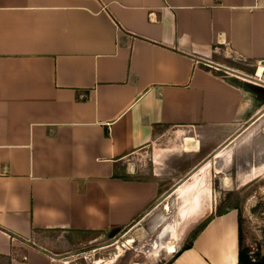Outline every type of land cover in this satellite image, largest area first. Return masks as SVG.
Segmentation results:
<instances>
[{
    "label": "crops",
    "instance_id": "crops-1",
    "mask_svg": "<svg viewBox=\"0 0 264 264\" xmlns=\"http://www.w3.org/2000/svg\"><path fill=\"white\" fill-rule=\"evenodd\" d=\"M241 75L264 82V0H0V264H71L164 203L153 261L238 264L235 209L182 249L216 181L264 170V86Z\"/></svg>",
    "mask_w": 264,
    "mask_h": 264
},
{
    "label": "rangeland",
    "instance_id": "rangeland-1",
    "mask_svg": "<svg viewBox=\"0 0 264 264\" xmlns=\"http://www.w3.org/2000/svg\"><path fill=\"white\" fill-rule=\"evenodd\" d=\"M216 182L213 188L216 200L211 204V213L204 218L199 217L200 219L192 223L191 228L193 230L191 235L188 236L186 245L193 241L194 232L198 231L201 226L207 224L220 213L235 209L239 215L243 248L247 249L254 258L255 253L264 256V170L259 172L257 179L245 186L230 183L224 190H221L218 181ZM164 205L165 203L159 206L156 213H152L139 225L130 227L124 236L118 238L113 244L91 250H87L88 246L77 247L64 254L68 253L70 255L68 260L71 259V264H156L157 262V264H161L160 261H153L154 246L159 249L162 243L165 245L166 238L161 236L163 228L160 227L158 232L156 227L161 224L165 226L164 222L166 220L172 221V219H175L169 218V216H160L159 212L164 209ZM180 216L178 227L181 229L184 221L183 205L180 210ZM232 218H224L219 221L220 226L224 224L228 231L226 239L229 259L232 257L233 252L231 248L234 249L233 242L237 241L235 234L237 230L236 222L232 221ZM175 225H170L169 227L173 226L172 228L174 229ZM214 226L216 227V225ZM211 230L208 229L206 233L201 235L200 244L202 242L204 244L205 242L207 243L208 237L206 236L212 232ZM232 232L235 234V239Z\"/></svg>",
    "mask_w": 264,
    "mask_h": 264
},
{
    "label": "bare ground",
    "instance_id": "bare-ground-1",
    "mask_svg": "<svg viewBox=\"0 0 264 264\" xmlns=\"http://www.w3.org/2000/svg\"><path fill=\"white\" fill-rule=\"evenodd\" d=\"M256 78H258V77H256ZM255 81L258 82V81H260V79H255ZM194 187H195V191L194 192H195L196 196H194V198L190 202H185V203L182 204L184 206V210L186 211L184 216H183V219H184V217H185L187 212H190V215H192L191 213L196 214L197 215L196 218H199L200 214H201V212L203 210V208H202L203 207V205H202L203 201L198 196L203 189L200 190V188H199L197 183L194 184ZM183 192H185L184 189H181V193H183ZM168 251L171 252V253L176 251V246H175V242L174 241L168 244Z\"/></svg>",
    "mask_w": 264,
    "mask_h": 264
},
{
    "label": "trees",
    "instance_id": "trees-1",
    "mask_svg": "<svg viewBox=\"0 0 264 264\" xmlns=\"http://www.w3.org/2000/svg\"><path fill=\"white\" fill-rule=\"evenodd\" d=\"M205 225L201 226L198 231L194 232L192 239H194L196 234L200 230H202L205 227ZM189 248H191V243L185 245L184 248L182 249V251L189 249ZM238 264H264V256H261L259 253H257V254L255 253V258H254V256H252L247 249L243 248L241 227H240V250H239Z\"/></svg>",
    "mask_w": 264,
    "mask_h": 264
},
{
    "label": "built area",
    "instance_id": "built-area-1",
    "mask_svg": "<svg viewBox=\"0 0 264 264\" xmlns=\"http://www.w3.org/2000/svg\"><path fill=\"white\" fill-rule=\"evenodd\" d=\"M230 71V70H229ZM232 72V71H231ZM235 73V75H238L239 76V74L238 73H236V72H233V74ZM240 77H242V78H244V79H247V80H249L250 82H254L255 84H260V85H262V86H264V83L260 80L259 82H257V81H255V79H258V78H256V77H252V76H243V75H241Z\"/></svg>",
    "mask_w": 264,
    "mask_h": 264
}]
</instances>
